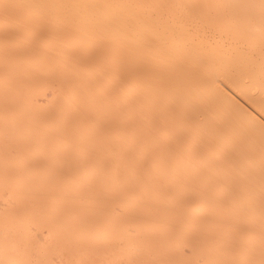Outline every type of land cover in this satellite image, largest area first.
<instances>
[{
	"label": "bare ground",
	"instance_id": "6f19581e",
	"mask_svg": "<svg viewBox=\"0 0 264 264\" xmlns=\"http://www.w3.org/2000/svg\"><path fill=\"white\" fill-rule=\"evenodd\" d=\"M0 264H264V0H0Z\"/></svg>",
	"mask_w": 264,
	"mask_h": 264
}]
</instances>
